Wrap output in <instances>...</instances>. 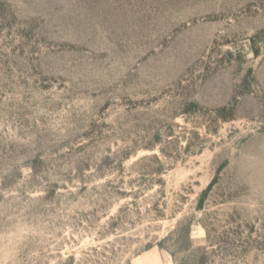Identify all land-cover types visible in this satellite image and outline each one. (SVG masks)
I'll list each match as a JSON object with an SVG mask.
<instances>
[{"label":"rangeland","instance_id":"374dc122","mask_svg":"<svg viewBox=\"0 0 264 264\" xmlns=\"http://www.w3.org/2000/svg\"><path fill=\"white\" fill-rule=\"evenodd\" d=\"M147 254L264 264V0H0V264Z\"/></svg>","mask_w":264,"mask_h":264},{"label":"bare ground","instance_id":"6f19581e","mask_svg":"<svg viewBox=\"0 0 264 264\" xmlns=\"http://www.w3.org/2000/svg\"><path fill=\"white\" fill-rule=\"evenodd\" d=\"M135 264H161L158 260V257L154 258L151 257L149 254L137 256L134 260Z\"/></svg>","mask_w":264,"mask_h":264},{"label":"trees","instance_id":"16d2710c","mask_svg":"<svg viewBox=\"0 0 264 264\" xmlns=\"http://www.w3.org/2000/svg\"><path fill=\"white\" fill-rule=\"evenodd\" d=\"M159 246L162 248L163 247V244L162 243H159ZM175 256V255H174ZM176 263H177V261H176Z\"/></svg>","mask_w":264,"mask_h":264},{"label":"water","instance_id":"95a60500","mask_svg":"<svg viewBox=\"0 0 264 264\" xmlns=\"http://www.w3.org/2000/svg\"><path fill=\"white\" fill-rule=\"evenodd\" d=\"M66 254L69 255L70 254V251H66Z\"/></svg>","mask_w":264,"mask_h":264}]
</instances>
